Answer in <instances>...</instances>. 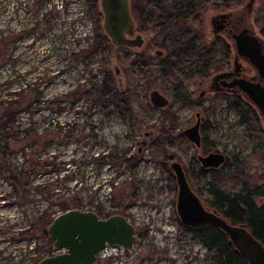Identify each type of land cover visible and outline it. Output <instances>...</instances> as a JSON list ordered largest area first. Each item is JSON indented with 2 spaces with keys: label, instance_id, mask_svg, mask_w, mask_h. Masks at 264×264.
Segmentation results:
<instances>
[{
  "label": "rangeland",
  "instance_id": "1",
  "mask_svg": "<svg viewBox=\"0 0 264 264\" xmlns=\"http://www.w3.org/2000/svg\"><path fill=\"white\" fill-rule=\"evenodd\" d=\"M246 2L226 0L229 9L218 10L200 0H130L131 37L141 34L144 43L127 49L97 40L104 35L99 0L97 12L90 0H0V264H37L57 254L38 228L45 213L56 216L65 206L102 219L122 215L135 227L130 248L110 246L92 264H214L180 228L169 156L204 200L210 185L242 194L264 188V147L254 149L235 127L236 114L206 91L207 77L189 86V101L176 98L173 86L194 75L197 60L224 61L210 18ZM251 24L264 39V0H255ZM232 57L219 71L231 68ZM151 89L167 106L150 103ZM197 112L210 146L201 154L217 149L230 157L202 176L198 152L179 136ZM142 141L139 159L127 161ZM31 157L42 160L41 174L20 171Z\"/></svg>",
  "mask_w": 264,
  "mask_h": 264
},
{
  "label": "water",
  "instance_id": "2",
  "mask_svg": "<svg viewBox=\"0 0 264 264\" xmlns=\"http://www.w3.org/2000/svg\"><path fill=\"white\" fill-rule=\"evenodd\" d=\"M254 2L255 0H247L242 9L217 13L210 18L212 34L221 32L229 41L233 52V66L229 71L213 75L207 90L242 97L255 109L264 130V39L256 34L251 24ZM99 8L103 15L102 30L110 45L129 49H140L143 46L141 34L132 38L127 36L135 28L129 0H99ZM155 55L160 57L163 52L156 50ZM244 65L252 70V75L242 73ZM114 74L121 86L120 70L116 68ZM149 101L154 107L168 104L167 98L156 89L150 91ZM198 127L199 124L196 123L180 133V136L197 148L201 144ZM143 142L138 143V152L141 151ZM173 157L170 155L169 159ZM199 161L201 169L218 168L227 164L230 157L216 150L200 157ZM170 168L175 174L176 212L181 223L186 227H216L227 236L229 243L249 264H264V246L247 228L244 225H233L215 210L206 209L189 187L180 165L174 162ZM42 234L53 240V247L58 253L42 258L37 264H92L107 245L130 248L135 227L122 215L113 214L102 219L93 211L69 209L56 215Z\"/></svg>",
  "mask_w": 264,
  "mask_h": 264
},
{
  "label": "trees",
  "instance_id": "3",
  "mask_svg": "<svg viewBox=\"0 0 264 264\" xmlns=\"http://www.w3.org/2000/svg\"><path fill=\"white\" fill-rule=\"evenodd\" d=\"M150 3H154V0H149ZM204 3L215 6L218 10H227L229 6L226 0H200ZM242 0H238L240 3ZM156 6V1L155 4ZM91 8L97 12V0H90ZM194 4H189L188 8L191 11L194 10ZM215 8V9H216ZM97 40L110 48H113L109 44L108 39L102 34L97 35ZM215 46L222 51L223 60L217 64L211 62L205 64L199 60V48L191 49V57L197 60V66L195 73L192 76L182 78V80L173 86V93L176 98L182 101H189L191 99L192 92H190L189 86L195 84L197 78H204L210 74L211 69L217 70L225 67L229 60L231 49L229 44L222 38H215ZM164 62H167L166 60ZM119 93L117 92L116 95ZM215 97L224 103V110L233 111L236 116L235 127H239L242 135L248 139L254 149L264 147V130L260 118L255 109L249 105L242 97L231 94H216ZM204 148L210 149V146L204 144ZM139 159L138 149L133 156L129 157L127 161H137ZM15 173L11 174V177L16 178L17 168ZM21 172H25L27 175L41 174L42 172V160L38 158H27L23 161ZM166 171V170H165ZM56 173H59L57 168ZM169 180L172 175L168 174ZM173 180V179H172ZM208 198H206V204L216 212H220L226 220L233 225H244L252 236L258 240L264 246V202L261 205H257L254 202V197L264 198V188L256 189L253 193H231L221 190L213 185H210L207 190ZM74 207H64L63 211ZM53 214L43 216V224L38 228L42 234L43 229L52 222ZM181 230L186 234H191L198 238L202 245L207 249L216 260L217 264H249L248 261L240 253H236L233 245L229 244L226 236L216 227L210 225H201L194 227L180 226ZM43 235V234H42Z\"/></svg>",
  "mask_w": 264,
  "mask_h": 264
},
{
  "label": "flooded vegetation",
  "instance_id": "4",
  "mask_svg": "<svg viewBox=\"0 0 264 264\" xmlns=\"http://www.w3.org/2000/svg\"><path fill=\"white\" fill-rule=\"evenodd\" d=\"M130 1V0H129ZM130 10H131V4H130ZM134 29H132V30H130L129 32H128V34H127V36L128 37H130V38H132L131 37V33H132V31H133ZM215 36V38H222V39H224L228 44H229V41L224 37V35H223V33H219V34H217V35H214ZM134 37V36H133ZM215 45V44H214ZM229 46H230V44H229ZM142 48V47H141ZM127 49H129V48H127ZM230 49H231V47H230ZM221 51V50H220ZM231 53H232V55H233V52H232V49H231ZM221 54H222V51H221ZM223 55V54H222ZM161 57V56H160ZM232 66H233V57H232ZM232 66H231V68H232ZM244 68H245V70H243L242 71V73L243 74H245V75H252L253 74V72H252V70H250L249 68H247L245 65L243 66ZM231 68H229V69H226V70H221V71H218V72H215V73H213V74H208L206 77L208 78V81H207V86H206V91L208 92V93H212V92H209L208 90H207V88H208V86H209V82H210V80H211V78H212V76L213 75H215V74H217V73H220V72H224V71H229V70H231ZM206 77H204V79L206 78ZM152 90V89H151ZM150 90V91H151ZM190 92H191V90H190ZM202 92H204L203 93V95L202 96H200L201 95V93ZM150 93V92H149ZM213 95H216V94H226V93H222V92H219V93H212ZM204 95H205V91L203 90V91H201L200 92V94H199V98L201 99V98H203L204 97ZM195 117H196V121H195V123L193 124V125H195L196 123H198L199 124V129H198V131H199V135H200V138H201V144H200V147L199 148H197V147H195L194 145V147H195V149H196V151L198 152V155H197V158H196V163H197V165H198V174L200 175V176H202V175H205L206 173H208L209 171H215V169H217V168H207V169H201V163H200V161H199V158L200 157H205L206 155H208L209 153H213L214 151H216L217 149H212V151H209V152H206V153H203V154H201V152H202V148H204V142H203V139H202V130H203V128H204V118L200 115V113L199 112H197L196 114H195ZM192 125V126H193ZM191 127V126H190ZM181 133V132H180ZM180 133H179V136H180ZM182 137V136H181ZM185 138V137H184ZM219 151V150H218ZM224 154V153H223ZM227 155V154H226ZM172 156H174V155H172ZM229 156V155H228ZM170 160V165L172 164V163H174V162H176V163H178L179 165H180V167H181V169H182V171H183V173H184V175H185V178H186V181H187V183L189 184V182H188V180H187V177H186V174H185V171H184V169H183V167L181 166V164L177 161V160H175V157H173L172 159H169ZM229 163V162H228ZM226 164V163H225ZM225 164H223V165H225ZM223 165H221V166H223ZM220 167V166H219ZM218 167V168H219ZM170 168V167H169ZM170 171L172 172V177H173V179L175 180V184H176V179H175V174H174V172L171 170V168H170ZM189 187H190V185H189ZM177 188V187H176ZM191 188V187H190ZM191 190L193 191V189L191 188ZM208 190V189H207ZM194 193H195V191H193ZM196 194V193H195ZM208 194V193H207ZM197 195V194H196ZM198 196V195H197ZM199 197V196H198ZM200 198V197H199ZM200 200H201V202H202V204L204 205V207L206 208V209H208V210H213V209H211L207 204H206V202H205V200H206V198L204 199V200H202L201 198H200ZM217 214L220 216V217H222L223 219H225L226 220V218H224L223 217V215L219 212H217ZM178 215V214H177ZM179 217V216H178ZM180 219V218H179ZM228 221V220H227ZM229 222V221H228ZM230 223V222H229ZM222 232V231H221ZM223 233V232H222ZM224 234V233H223ZM225 235V234H224ZM193 236V235H192ZM226 236V235H225ZM226 238H227V236H226ZM227 241H228V238H227ZM228 243H229V241H228ZM230 244V243H229ZM234 250H235V248H234ZM206 252L209 254V256L212 258V260L214 261V264H217V262H216V260L214 259V257H213V255L206 249ZM235 252L236 253H238L236 250H235ZM236 264H237V262H235Z\"/></svg>",
  "mask_w": 264,
  "mask_h": 264
},
{
  "label": "built area",
  "instance_id": "5",
  "mask_svg": "<svg viewBox=\"0 0 264 264\" xmlns=\"http://www.w3.org/2000/svg\"><path fill=\"white\" fill-rule=\"evenodd\" d=\"M110 246H106L100 253H98V254H101V253H104V252H106V250L109 248ZM58 253V252H57Z\"/></svg>",
  "mask_w": 264,
  "mask_h": 264
}]
</instances>
